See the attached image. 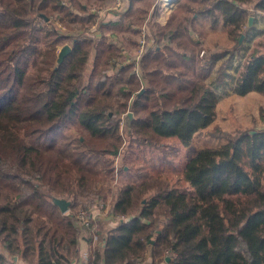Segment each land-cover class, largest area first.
Instances as JSON below:
<instances>
[{"label": "trees", "instance_id": "obj_1", "mask_svg": "<svg viewBox=\"0 0 264 264\" xmlns=\"http://www.w3.org/2000/svg\"><path fill=\"white\" fill-rule=\"evenodd\" d=\"M72 2L0 0V264H77L85 231L75 214L85 202L107 204L98 183L116 177L125 138L160 148L177 137L189 146L216 118L207 80L217 68L215 82H224L249 18L264 14V0L178 1L164 25L149 29L155 46L140 59V78L133 63H112L123 48L107 37L140 33L152 2L128 0L117 14L84 5L76 12ZM53 17L84 35L62 34ZM201 19L212 28L222 21L232 46L205 48ZM250 92L264 94V36L235 82L237 95ZM129 111L130 129L122 127ZM250 131L202 149L184 176L116 187L108 213L122 219L100 223L92 264H264V133ZM54 198L71 203L67 214Z\"/></svg>", "mask_w": 264, "mask_h": 264}, {"label": "rangeland", "instance_id": "obj_2", "mask_svg": "<svg viewBox=\"0 0 264 264\" xmlns=\"http://www.w3.org/2000/svg\"><path fill=\"white\" fill-rule=\"evenodd\" d=\"M148 1L152 2V5L149 6V11L145 20L150 19L149 29H151L152 32L155 30V21L157 20V9L155 12L153 11V5L156 0H145V3ZM116 3L117 0H111V3H109L108 0H73L72 8L74 11L80 12V6L84 5L87 12L90 13V11H96L97 13V11H105V9H115ZM145 6L146 4L143 5V7ZM56 17H53L52 21H54V24H56L58 29L62 31L58 25L65 27V30L62 31V34L67 33L72 36L84 35V31L80 28L79 24L72 23L69 25L70 28L68 29L66 25H63L57 19H55ZM103 18V16L98 14L96 24ZM133 18L134 24L140 23L142 21L136 19V17ZM93 20L90 23H93ZM145 20L142 22V25ZM40 23L46 27H49L45 21H40ZM139 38L140 33L134 34L129 30L116 32L115 36L109 35L107 40L109 42H117L122 46L123 52L121 53V58H131L135 55V52H137L138 46H135V44L138 43ZM67 44L70 45L69 42ZM62 47H60L58 51H60ZM119 60L122 59L119 58ZM91 64L92 58L89 61L87 70L83 74L85 80L89 76ZM224 99L225 97L221 98V100ZM226 101L227 100L225 99L221 102V105L217 111L218 119L215 121V123L210 126L208 130H203L204 132L201 131V133L197 134L189 146H185L177 137H168L163 139V146L160 148L142 147L138 146L134 142H130L126 137L121 148L119 162L117 159L118 157L114 158L115 163L113 164V167L116 169V177L114 178L111 174H109L106 178L101 177L100 182L98 183V186H104L105 191L109 196L106 205L109 207L111 195H113L115 190H117L116 187L124 184L138 185L154 176L168 178L184 176L185 166L202 149L218 147L222 145V143L225 144L229 136H234L241 131L257 129L264 125L261 124V117L263 118L264 116V99L253 101L254 107H241V104L239 103H231V106H233L228 107L226 105ZM255 115H258V118H255ZM125 126L126 125L124 123V126L122 127ZM67 131L73 135L74 139L81 136L80 132H77L75 128ZM85 133L90 134L88 130H86ZM116 163L117 167H115ZM118 176L121 177L123 181H120ZM68 209H70V206ZM84 236L85 237L80 238V246L85 239L89 238V236H86V234ZM95 245L97 246V241ZM79 258L80 256L75 259L74 262L78 263Z\"/></svg>", "mask_w": 264, "mask_h": 264}, {"label": "crops", "instance_id": "obj_3", "mask_svg": "<svg viewBox=\"0 0 264 264\" xmlns=\"http://www.w3.org/2000/svg\"><path fill=\"white\" fill-rule=\"evenodd\" d=\"M178 1L180 0H177V3ZM108 2L111 3V0H108ZM177 3L172 11H165L162 9L160 11V14L157 16V20L155 21V23L164 25L167 22L169 15L175 10ZM110 12L117 14L116 12H113V11H110ZM253 18H254L253 24L251 26H248L247 34L245 35L241 49L235 52V55L232 57L230 61V64L227 68V76L225 77L224 82L220 85L216 84L215 80L217 76V68L214 70L211 77L207 80L209 84H212L216 88L217 96H218L215 121L218 119L217 118L218 108L220 107L221 102L224 101L225 99L227 100L226 105L228 107L233 106V105L231 106V103H239L241 104V107H254L253 101L264 99V94H261L258 92H250L244 96H239L235 93V82L238 76L240 75V72L242 71L243 64H244L246 57L250 53L251 49L254 47L256 41L264 36V14L255 13L253 15ZM196 26L198 30L202 31L205 34V37L201 40L205 48L219 50V49L224 48L226 45L232 46V44L227 39L225 27L222 21L216 28H213V29L207 23L206 20L204 21V19L199 20L196 23ZM193 36L194 38L198 37L197 35H193ZM165 37H166V34L163 38V41L165 40ZM222 97H225V99L221 100ZM255 118H258V115H255ZM215 121L210 126H212L215 123ZM261 124H264V116L263 118L261 117ZM208 128H206L205 130H208ZM199 133L201 132L196 133L193 139ZM119 176L118 178H120V181H123V179ZM108 221L109 220H104L102 223H105L109 227H111L112 225Z\"/></svg>", "mask_w": 264, "mask_h": 264}, {"label": "built area", "instance_id": "obj_4", "mask_svg": "<svg viewBox=\"0 0 264 264\" xmlns=\"http://www.w3.org/2000/svg\"><path fill=\"white\" fill-rule=\"evenodd\" d=\"M129 4L128 0H117L115 9L110 8L109 11H118L121 9L124 5L127 6ZM176 5V0H156L153 5V11L156 9L165 10V11H172ZM149 25H150V19L145 20L143 25L140 27V38L137 44V52H135V55L133 57H125L121 58L125 64H134V70L136 75H138L141 78V67H140V59L144 52L147 50L148 47H154V43L151 39H148V33H149ZM59 28L62 29V31L65 30V27H62L61 25H58ZM113 41H111L112 43ZM119 58L114 59L112 63H117ZM122 126H124V120L122 121ZM119 162V157L117 158ZM115 163V161H114ZM117 167V163L115 165ZM109 207L106 205V203H103L100 200H95L93 203L85 202L76 212L75 218L76 223L80 229L85 231L86 236H89L88 239H85L82 242V245L78 247V253H79V262L77 264H92V260L94 258V251L96 248V241L98 245V228L101 222L104 220H109L108 222L111 223L112 226H114L117 223L118 219H122L121 216L119 217H110L109 216ZM66 211L64 214L68 213ZM85 237V236H84ZM100 245V244H99ZM146 257V256H145ZM143 264H149V261L147 260V257L143 260Z\"/></svg>", "mask_w": 264, "mask_h": 264}, {"label": "water", "instance_id": "obj_5", "mask_svg": "<svg viewBox=\"0 0 264 264\" xmlns=\"http://www.w3.org/2000/svg\"><path fill=\"white\" fill-rule=\"evenodd\" d=\"M254 18L250 17L249 18V26H251L253 24ZM244 39V35L241 36L240 39V43L243 41ZM72 48L70 45L66 44L64 45L61 50L59 51V55H58V59H57V64L60 65L63 60L65 59V57L71 52ZM124 123L127 126L128 129L131 128L132 126V122L134 120V113L132 111L127 112L124 117H123ZM252 134L255 133H264V125L255 129V130H251L250 131ZM54 202L58 205V207L60 208V210L62 211V213H65L66 211H68L69 206H70V202L67 201L66 199H57L54 198ZM169 260V259H168Z\"/></svg>", "mask_w": 264, "mask_h": 264}]
</instances>
